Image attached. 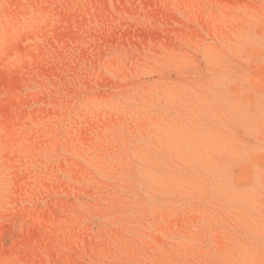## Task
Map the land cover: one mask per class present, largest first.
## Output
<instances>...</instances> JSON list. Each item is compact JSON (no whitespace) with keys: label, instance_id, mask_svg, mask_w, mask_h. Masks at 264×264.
Returning a JSON list of instances; mask_svg holds the SVG:
<instances>
[{"label":"rangeland","instance_id":"374dc122","mask_svg":"<svg viewBox=\"0 0 264 264\" xmlns=\"http://www.w3.org/2000/svg\"><path fill=\"white\" fill-rule=\"evenodd\" d=\"M0 264H264V0H0Z\"/></svg>","mask_w":264,"mask_h":264}]
</instances>
